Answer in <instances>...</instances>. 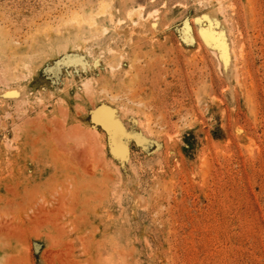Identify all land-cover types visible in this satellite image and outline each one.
<instances>
[{"label":"rangeland","instance_id":"374dc122","mask_svg":"<svg viewBox=\"0 0 264 264\" xmlns=\"http://www.w3.org/2000/svg\"><path fill=\"white\" fill-rule=\"evenodd\" d=\"M0 264H264V0H0Z\"/></svg>","mask_w":264,"mask_h":264},{"label":"bare ground","instance_id":"6f19581e","mask_svg":"<svg viewBox=\"0 0 264 264\" xmlns=\"http://www.w3.org/2000/svg\"><path fill=\"white\" fill-rule=\"evenodd\" d=\"M106 8V7H105ZM105 8H103L104 10H106ZM101 12V11H100ZM99 12V13H100ZM222 12V11H221ZM78 16V14L77 15H75L73 18H72V20H74V21H79V18L77 17ZM80 16V15H79ZM209 18V17H208ZM210 20V19H209ZM202 26H204V25H202ZM208 28V27H207ZM210 29H211V26L209 27ZM213 29V28H212ZM213 31H214V29H213ZM203 32V31H202ZM213 33V32H212ZM211 33V34H212ZM210 34V35H211ZM221 35V34H220ZM216 36V35H215ZM218 36V35H217ZM211 37L213 38V35H211ZM220 38V37H219ZM222 38V37H221ZM221 38H220V40H221ZM217 42V41H216ZM225 42V41H224ZM211 44V43H210ZM90 91V90H89ZM92 135V134H91ZM87 143V142H86ZM75 157V156H74Z\"/></svg>","mask_w":264,"mask_h":264}]
</instances>
